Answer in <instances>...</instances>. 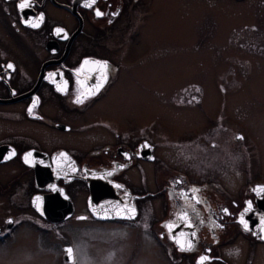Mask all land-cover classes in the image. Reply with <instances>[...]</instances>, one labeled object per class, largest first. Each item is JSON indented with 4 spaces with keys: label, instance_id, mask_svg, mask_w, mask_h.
I'll return each mask as SVG.
<instances>
[{
    "label": "flooded vegetation",
    "instance_id": "1",
    "mask_svg": "<svg viewBox=\"0 0 264 264\" xmlns=\"http://www.w3.org/2000/svg\"><path fill=\"white\" fill-rule=\"evenodd\" d=\"M24 2L0 0V247L31 239L48 248L61 230L63 251L72 250L63 260L73 264V224L114 225L119 242L142 234L167 264H264L263 148L249 128L227 121L234 72L215 65L209 83L155 87L154 59L164 56L165 68L182 59L173 64L181 68L185 55L184 38L174 37L127 57L153 0L18 8ZM148 95L163 101L156 125L133 112ZM101 102L123 106L136 127L102 113ZM186 110L201 120L189 132Z\"/></svg>",
    "mask_w": 264,
    "mask_h": 264
},
{
    "label": "rangeland",
    "instance_id": "2",
    "mask_svg": "<svg viewBox=\"0 0 264 264\" xmlns=\"http://www.w3.org/2000/svg\"><path fill=\"white\" fill-rule=\"evenodd\" d=\"M151 10L153 16H146L149 24L139 29L133 44L128 47L127 57L146 52L152 46L151 40L184 38L180 53L185 58L181 68L173 64L180 65L182 59L169 62L167 68L164 56L154 59V67L158 69L155 68L153 84L160 90L172 85L176 89L179 83H183L186 90L193 88L194 82L209 83L212 78L210 68L215 65L234 72V82L239 84L226 85L229 105L235 107L233 119H225L233 125L241 123L243 128H249L259 141L260 148H263L264 163V0H153ZM229 78L230 75H227L226 79ZM205 88L210 90V97L208 91L205 93V105L211 113L215 101L213 84ZM155 96L153 103L151 96H146L148 104L138 98L133 112L143 120L151 115L157 117L154 119L156 125L166 116L161 108L163 101ZM130 108V105L125 106L127 112ZM101 111L116 116L123 125L133 122L130 116L123 114V106L101 102ZM188 112L186 110L182 114L186 132L201 122L196 111ZM133 119L135 123L132 125L136 127L139 119ZM82 228L73 224L66 235L74 245L76 260L73 264H167L157 244L146 242L141 238L142 234L133 233L135 240L124 245L119 241H125V237H116L115 230L118 228L114 225L99 229L97 225L90 227L87 224L86 228ZM59 234H56L54 244L48 248L45 244L44 249L37 248L31 239L29 245L23 244L26 247H22L21 240L15 241V244L7 243L12 246L0 247V264H66L62 258L64 238ZM20 235L21 232L17 238ZM116 242L124 245L122 251Z\"/></svg>",
    "mask_w": 264,
    "mask_h": 264
},
{
    "label": "snow or ice",
    "instance_id": "3",
    "mask_svg": "<svg viewBox=\"0 0 264 264\" xmlns=\"http://www.w3.org/2000/svg\"><path fill=\"white\" fill-rule=\"evenodd\" d=\"M28 6H29V4L27 3V0H26V2H24V3H19V4H18V8H20V9L26 8V7H28ZM89 6H90V5H89ZM96 14H97L98 16L101 15V13H100L99 11H97ZM62 31H63L62 29H57V33H58V34H59L60 32H62ZM85 63H87V61H86ZM9 67H12V66L9 65ZM76 102H77V103H80V102H82V100L78 97ZM28 155H31V154L29 153ZM193 235H194V234H193ZM188 247H189V248L191 247V243H190V242H188ZM181 249L184 250V246H183V245H181ZM66 251L69 253V256H71V252H72V250H71V249H67ZM201 259L203 260L204 258L202 257Z\"/></svg>",
    "mask_w": 264,
    "mask_h": 264
},
{
    "label": "water",
    "instance_id": "4",
    "mask_svg": "<svg viewBox=\"0 0 264 264\" xmlns=\"http://www.w3.org/2000/svg\"><path fill=\"white\" fill-rule=\"evenodd\" d=\"M67 249H69V247H66V249H65V254H64L65 257L64 258L68 260V259H70V256H69V253L66 251Z\"/></svg>",
    "mask_w": 264,
    "mask_h": 264
}]
</instances>
